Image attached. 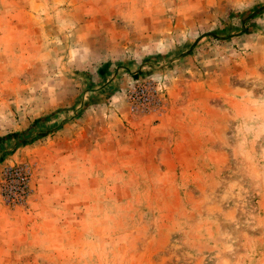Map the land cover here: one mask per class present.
<instances>
[{"label":"rangeland","instance_id":"374dc122","mask_svg":"<svg viewBox=\"0 0 264 264\" xmlns=\"http://www.w3.org/2000/svg\"><path fill=\"white\" fill-rule=\"evenodd\" d=\"M180 1L0 0V135L39 119L0 162V264H264V0ZM76 10L124 48L88 37L66 84ZM163 24L192 54L142 47Z\"/></svg>","mask_w":264,"mask_h":264},{"label":"crops","instance_id":"0c3cea01","mask_svg":"<svg viewBox=\"0 0 264 264\" xmlns=\"http://www.w3.org/2000/svg\"><path fill=\"white\" fill-rule=\"evenodd\" d=\"M164 3L168 6L167 7L168 11H170V10L174 11L175 10L174 13H173L174 17L172 18V21L175 18H178V16H182V18H184V19H188V16L190 17V15L186 16L183 11L178 10L180 7L185 6V4H183V2H181L180 0H164ZM79 14H81V13L76 10L73 13V17H72V19L75 20V24H73L72 27L75 29L74 30V34H75L76 37L74 39H71V38L63 39L64 41L58 39V43H57L59 45H62V47L64 46L65 47L64 49H67V52H69L68 53L69 54V58L66 57V55H64L61 58V63L63 62V64H64V62H65L68 66L67 67L66 66H61V68H59L58 71H57V73L59 75V76H57V77H59V82H61L62 80H65L66 84H68L70 82L69 81L70 79H74V78H77V77L80 78V77H82V75L85 74V71H86L85 69H87L88 66H86V67H83V66H85V64L86 65L89 64L88 61H87V60H89L87 58L88 57L87 55L90 52H92L91 48H89V43H90L89 39L90 38L88 39V37L94 38V41H95L94 43L95 44L100 43L99 38L101 37V39H103V42L107 43V45H109V47H111V48H112V45L115 46V48H124V46H122V43H121V38L123 36L122 32H118V33L115 32L114 35L118 36V38H115V39L111 40L112 34L109 35V34H106V33H104L102 31L101 28H104V29L107 28V23L104 21V19H97L96 23L94 22L95 24H94L93 28H92L93 21H87L88 23H86V24H89V28L91 30H89V33H87V34H83V35L79 34V29L83 28V26L85 25L84 24L85 21L80 18L81 15H79ZM179 22H181V21H179ZM104 23H106V24H104ZM54 24L57 26V28H58V30L60 32L62 25H60L59 23H54ZM156 28L157 29L161 28L162 31L158 33V31L156 30L155 31V33H156L155 39L152 40V41L151 40H147V39L146 40L142 39L143 41H146V44L144 46H142V47L147 48V46H149L150 42L152 44H154L153 47H155V51H154L155 54L157 56H161V57H159V59H164L162 57H165V59L166 58H171L172 59L175 56H180L181 54H183L184 56L192 54L190 51L194 47H196L195 46L197 44L196 41H193L192 43H189V44H186V42L183 43V44L177 42L176 44H177L178 47L175 48V50L172 51L171 48L168 47L166 49L165 47L170 45V43L173 44L175 42L174 39H172V37L178 36V33L174 34V35H169V34H171V32H174L175 30H167V28L165 29V25L164 24H163V26L159 25ZM92 29H94V33H93ZM209 31H211V30L207 29L205 32H209ZM60 34H61V32H60ZM69 36H71V34ZM144 36H146V35H144ZM176 44H174V45L176 46ZM96 47L97 46L95 45V47H94L95 52L97 51ZM154 52H152V53H154ZM152 53H150L147 56L154 55ZM53 60H55V59H53ZM172 60L174 62L175 58L172 59ZM101 61H104V62L102 64H99L98 67L96 68V74L97 75H98L97 71L99 70V68L103 64L111 62L110 60H106V61L105 60H101ZM58 65H59V63H58ZM116 65L118 66L117 63H116ZM89 66H91V65H89ZM109 70H110V66H109ZM51 75H54V73L52 71L50 73V76L47 77L48 79L50 78V80H52ZM112 76L114 77V75H112V74H111V76H109V73L107 72V74H106L107 79H105V80H108V79L112 78ZM98 77L100 79H102V77L100 75H98ZM106 77H104V78H106ZM45 86L48 87V93L51 92V94L49 93V95H50L49 101L51 103H54V99H55L54 95L56 93H59L60 91H62L63 90L62 87L58 86V82H55V81H52L50 84H45ZM65 87L66 86L63 85V88H65ZM119 90H120V88H119ZM61 94H64V91ZM55 100H57V99H55ZM66 107H68V105ZM66 107L65 106L64 107H60V105H59V108H63V110L67 109Z\"/></svg>","mask_w":264,"mask_h":264},{"label":"trees","instance_id":"16d2710c","mask_svg":"<svg viewBox=\"0 0 264 264\" xmlns=\"http://www.w3.org/2000/svg\"><path fill=\"white\" fill-rule=\"evenodd\" d=\"M254 12L255 11H251L250 13H247L245 16H243L242 14H235V15L233 14L230 17L232 18L239 17L240 24L242 27L245 20L246 21L252 20L255 17ZM232 30L234 31V33ZM239 31H241V28L240 30H238V27L231 23V25L228 24L223 27L215 28L207 32L206 35L213 39L226 40V39L231 38L232 35L238 34ZM150 57L151 56H148L146 59H149ZM157 57H161V56H157ZM162 58H165V57H162ZM108 70H109V63H105L99 68L97 73L98 75L102 77V79H105L104 77H106ZM108 73L109 75L114 74V73H110V71ZM38 121L39 119L34 120L28 128L22 131H13L10 133H6L5 135H0V162H2L6 158L7 155H10V153L7 150L11 144H15V145L17 144V146L19 147L22 144H27L31 142L32 139L31 138L29 139L27 135L30 133V130L34 127L35 123Z\"/></svg>","mask_w":264,"mask_h":264},{"label":"built area","instance_id":"2783aa9c","mask_svg":"<svg viewBox=\"0 0 264 264\" xmlns=\"http://www.w3.org/2000/svg\"><path fill=\"white\" fill-rule=\"evenodd\" d=\"M18 182H20V180H18ZM22 183V182H21Z\"/></svg>","mask_w":264,"mask_h":264}]
</instances>
